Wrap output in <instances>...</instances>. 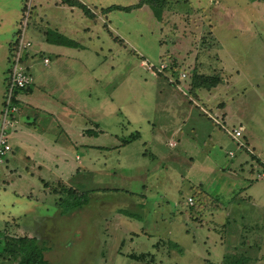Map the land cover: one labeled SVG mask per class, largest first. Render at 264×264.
I'll return each mask as SVG.
<instances>
[{
	"label": "rangeland",
	"instance_id": "1",
	"mask_svg": "<svg viewBox=\"0 0 264 264\" xmlns=\"http://www.w3.org/2000/svg\"><path fill=\"white\" fill-rule=\"evenodd\" d=\"M80 1L96 13L93 19L59 0H0V102L9 73L11 41L23 22V38L32 39L25 64L33 79L32 91L19 102L17 120L9 127L10 152L0 164V237L28 234L40 239L46 246L47 264L224 262L233 242L219 241L226 234L221 224L229 223L226 229L253 223L264 227V177H257L263 163L252 161L240 169L229 158L234 154H225L228 144L235 145L227 130L241 121L245 134L247 130L255 134L261 150L255 153L264 155V0H170L160 20L146 4L101 11L138 0ZM48 29L65 32L83 47L53 44L61 55L45 52L51 62L43 70L45 57L35 56L33 49ZM142 60L154 68L142 66ZM160 63L168 67L158 72ZM180 73L185 76L179 78ZM194 73L218 75L221 81L211 89L192 90ZM28 101L33 107L27 109ZM204 102L214 111L226 104L230 116L217 118L204 108H210ZM20 130L26 139L23 144L17 142ZM135 130L139 131L137 139L105 148ZM26 133L35 138L27 139ZM50 142L65 148L67 174L74 173L65 177V183L51 165L42 167L37 158L42 146ZM172 142L176 145L170 146ZM85 144L105 147L98 150ZM56 154L61 158V153ZM88 157H94V167L83 170ZM251 166L258 169L254 175L248 172ZM217 171L226 182L215 189ZM247 176L250 187L245 184ZM208 179V191L215 190L213 204L224 203L233 216L220 220L214 214L203 219L210 225L208 231L202 227L209 232V241L215 247L222 244L205 250L199 239H193L201 225L198 218H190L195 210L186 201L191 194L195 202L189 184ZM64 187L80 191L70 201L81 194L87 203L61 213L58 203ZM247 196L248 200L243 198ZM239 199L240 204L235 203ZM141 206L148 208L146 218L135 217ZM234 214L245 217L238 220ZM183 219L185 234L180 228ZM18 223L21 230H30L17 232ZM141 226L151 235L136 237L132 232ZM261 226L246 230L244 245L249 246L235 251L249 254L244 264H264ZM132 252L146 256L134 260L128 257ZM0 264L14 262L0 254Z\"/></svg>",
	"mask_w": 264,
	"mask_h": 264
},
{
	"label": "crops",
	"instance_id": "2",
	"mask_svg": "<svg viewBox=\"0 0 264 264\" xmlns=\"http://www.w3.org/2000/svg\"><path fill=\"white\" fill-rule=\"evenodd\" d=\"M59 2L61 3V4H64V3H62L61 2V0H59ZM82 2V1H81ZM217 2V1H216ZM85 4V3H84ZM67 5V4H66ZM86 5V4H85ZM71 7V6H70ZM232 11V10H231ZM94 14H96L95 12H93ZM97 17V16H96ZM34 31V30H33ZM36 31V30H35ZM30 32V31H29ZM111 32V31H110ZM43 33V32H42ZM59 33V32H58ZM63 33H65V32H60V34H63ZM63 35H65L66 37H68L66 34H63ZM68 38H70V37H68ZM16 39V38H15ZM14 39V40H15ZM70 39H72V38H70ZM14 40H12L11 41V43H13L14 42ZM30 40L32 41V39L30 38ZM73 40V39H72ZM10 42V41H9ZM79 43V42H78ZM43 44V45H42ZM59 45V46H65V45H61V44H58V43H52V42H48V41H46L45 40V34L43 35V37L42 38H39V40H38V44H36V46H35V49H33V54L35 55V54H39L40 56H42V58L43 57H48V62L47 63H42V69L43 70H45V68L47 67V64L49 63V62H51V58H50V56L49 55H47L45 52H48L49 51V53H51V54H54L55 55V57H57V56H60L61 54H60V52H58V51H54V49H56V48H54L52 45ZM80 44V43H79ZM81 45V44H80ZM67 47H69V46H67ZM81 47H83L82 45H81ZM75 48H77V47H75ZM57 50V49H56ZM30 56V55H29ZM28 56V57H29ZM36 56V55H35ZM7 60V59H6ZM27 61V60H26ZM50 68L51 69H53L54 68V66L52 65V66H50ZM82 68H83V66H82ZM7 69V68H6ZM40 71V70H39ZM38 74H39V72L36 74V78H37V76H38ZM6 78V77H5ZM7 79V78H6ZM6 79L4 80V84H5V81H6ZM46 81V80H45ZM32 90H31V88L30 89H28V90H25V91H18V93H17V95H16V97H17V105H18V109L20 110V107H19V102H21V100H25L24 99V97H26L30 92H31ZM2 101V100H1ZM204 101V100H203ZM27 101H25V103H26ZM1 103V102H0ZM223 103V102H222ZM203 105L204 104H207L208 105V107H210L209 106V104L208 103H202ZM30 107H33V105H32V103H30V101H28V103L26 104V107L25 108H30ZM216 107H218L217 105H216ZM220 108H217L218 110L217 111H214L211 107L210 108H207L206 106L204 107L206 110H211V111H213V113L214 114H216V117L217 118H220L221 120H223L225 117H228V116H230V110L228 109V106L226 105V104H224L223 103V105L222 106H219ZM26 109V110H27ZM209 110V111H210ZM19 112V111H18ZM218 112H219V114H218ZM26 113H27V111H26ZM18 115V114H17ZM228 115V116H227ZM27 117H28V115H27ZM35 118V117H34ZM34 118H33V120H34ZM16 120H17V116H16ZM30 120H32V119H27V121H26V123H31V121ZM238 123V126L240 125V126H242L243 127V130H242V136L240 137L242 140H240V142L243 144V149H241V148H238V146H237V142L235 141V139H233L230 135V139L232 140V141H234L235 142V145L234 146H231V145H229L228 144V146H223L222 144H221V148H223V147H225L226 148V150H225V154L226 155H228L227 154V152L228 151H232L233 152V154H234V156L233 157H229V155H228V157L229 158H231V159H234V163L233 164H236V167L238 168V167H240V169H242V167L243 166H248V165H250V163L253 161H260V164L262 165V163L264 164V162H261V160H264V155H263V157H260L261 155H262V153L261 152H259V153H261V154H259L258 152L257 153H255V150H258V151H261L260 150V148L258 147V145H257V143H256V141H255V134L254 133H252L251 131H248L247 130V133L245 134V132H246V128L244 127V125L243 124H241L242 122L241 121H238L237 122ZM18 125V124H17ZM236 125V124H235ZM20 126H22V125H20ZM94 127L95 128H98V126L97 125H94ZM232 127H234V126H232ZM17 131V130H16ZM15 131V132H16ZM228 131V130H227ZM15 132H14V134H15ZM21 133V134H20ZM20 133H18V137L19 138H17V142H19L20 144H23L24 142H26V139L24 138V132L22 131V130H20ZM13 134V135H14ZM11 135V134H10ZM26 135H28L27 136V139L28 138H30V137H34L35 138V135L33 134V133H26ZM221 138H219V140H220ZM37 140V142H39V141H41V140H39V139H36ZM169 142H171V141H169ZM168 142V143H169ZM224 142H226L227 143V141H223L222 143H224ZM232 144H233V142H231ZM173 144H175V142L173 143H171L170 144V146H172ZM169 145V144H168ZM176 145V144H175ZM85 146L87 147V148H98V150H101V149H103L102 147H105V145H101V144H94V145H88V144H85ZM238 150H240V151H238ZM57 152H59V153H61V158H59V156H58V154H56ZM65 148L63 147V146H59V144H57V143H54V142H50V145H48V144H46V145H43L42 146V150H41V154H40V156L39 157H37L39 160H40V163H41V165H42V167H45L47 164L48 165H51L52 166V168H53V172H57V173H59V181H61V182H63V183H65V177H67L68 175H73L74 173L72 172V171H70L69 172V174H67V172L70 170V168H69V164L67 163V160H66V158H65ZM152 154V153H151ZM155 154H157V153H153V155L154 156H157V155H155ZM92 158H94V157H88V159H89V163L88 164H84V166H83V170H86V169H92V167H94L93 165H94V161L92 160ZM102 163H105L104 161H102ZM256 170H258V169H256L254 166H251V167H249V169H248V172H249V174H252V175H254V173L256 172ZM78 171V170H77ZM77 171L75 172L76 174H77ZM157 171H155V173H156ZM61 175H63V177L61 176ZM214 176L217 178V180L215 181V182H217L216 184H215V189L218 187V186H220L221 185V183H225L226 182V179L224 178V177H221L222 176V174H220L218 171L214 174ZM0 179L2 180V178L0 177ZM40 180H42L41 178H40ZM248 180H249V176H247L246 178H245V184H247L249 187H250V185H251V183L252 182H248ZM46 182H48V181H43V183H46ZM210 182H211V180L210 179H208V180H206V182H198V184H195V185H193V184H189V186L190 187H192L193 189H194V191H192V195L194 196V200L195 201H198V196H197V194H195L196 193V190L197 189H202L204 192H206V193H208L209 194V200L210 201H208V203L210 204L209 206H208V208H209V210H212V209H214L213 211L214 212H205V211H207L208 209H207V207L206 208H202V209H198V210H200V211H197L196 209H194L195 211H194V214H192V215H190V218L191 219H193V220H196L197 218H198V220L197 221H199V225H201V229H197V232H196V237H195V235H192L193 236V239L194 238H197V240L199 239V244H200V246H203L204 248H205V250L207 249V248H209V249H213V248H219V247H221V245L222 244H219V246L217 247H215V246H213V242H211V241H209L210 240V238H211V236L208 234L209 232H207L210 228H208L210 225H209V223H206V224H204V221H203V219H205L207 216H209V215H218L219 217H222L220 220H222V219H224V218H226V217H228V216H233L228 210H226V208H225V205H224V203L223 204H221V205H217V204H213V202H216V201H213V199H215V196H214V193H215V190H212V191H208V189L210 188ZM193 185V186H192ZM244 185V184H243ZM46 187L48 186V185H45ZM49 187V186H48ZM243 188H246V185L245 186H243V187H241L240 189H238V191H236L235 193L236 194H232L231 196H230V198H229V202H233V200H234V198H235V195H240V193H242L243 191ZM28 195H30L31 196V198H34V196L32 195V192H30ZM188 196H191V194L189 195H187V197ZM243 198H246V200H248L249 198H250V196H247V197H243ZM185 199V198H184ZM204 200V202L205 201H207V199L206 198H204L203 199ZM240 201H242V199H239V200H237L235 203H237V204H240L239 202ZM101 202V201H100ZM102 203V202H101ZM101 203H98L99 204V206H101ZM136 203H138V202H136ZM33 203L31 202V200H30V204L29 205H32ZM220 204V203H219ZM28 205V206H29ZM214 205V206H213ZM27 206V207H28ZM52 206H54V205H52ZM103 206V205H102ZM201 206H203V203H201V205H200V207ZM140 208V212L138 213V211H136L135 212V217H136V215L137 216H141V217H143V218H146L147 217V215H148V208L147 207H145V206H141V207H139ZM28 209V208H27ZM60 214V213H59ZM130 214H133L132 212H130ZM61 215V214H60ZM114 215H116V213L115 214H113L112 216H114ZM180 215V214H179ZM234 215H236V216H238V217H240V218H238V220H241V219H243V217H245L243 214H234ZM20 217V216H19ZM210 217V216H209ZM137 218V217H136ZM183 218V217H182ZM16 219L17 220H20L19 218H17L16 217ZM184 223H181V224H184V225H182L183 227H181L180 226V228H181V231H182V233L183 234H185V233H187L186 231V224H185V219H183L182 220ZM195 222V221H194ZM256 223H253V224H249L247 227H245L244 226V224H242L241 226L239 225V224H237L238 226L236 227V228H231V229H226V227L229 225V223H226V224H221V226H222V228H223V230L225 231V235L224 236H221L220 235V240L219 241H221L222 243L224 242V240L225 239H227V240H229V242H233V245L231 246V248L233 249V250H231L230 252H227L226 253V256H228V255H235V251H236V249L238 248V247H248L249 245H244V243H245V238H246V236H245V231L246 230H250L251 231V229H257V230H260V228H256L254 225H255ZM206 227V228H208L207 229V231L206 230H204V229H202V227ZM20 227V224L18 223L17 224V226L15 227V230H17V232H19L20 233V231H22V233H27L30 229H26L25 231L24 230H21V229H23V228H21ZM120 228V227H119ZM246 228V229H245ZM264 228V227H263ZM262 228V226H261V229H262V231H264V229ZM233 229V230H232ZM232 230V231H231ZM206 232H207V234L208 235H206ZM136 237H138V235L139 234H141V233H148V234H150L151 235V233H150V230L149 229H146L145 230V228L143 227V226H141L140 227V229H138V231H133L132 232ZM166 233H170V229H168V230H166ZM11 236H20V234H10ZM22 235H25V236H28V234H21V236ZM30 237H34V236H32V235H29ZM150 237V236H149ZM148 237V238H149ZM2 237H0V239H1ZM218 238V237H217ZM219 239V238H218ZM37 240H38V242L40 241V239H38L37 238ZM41 243V242H40ZM228 246V245H227ZM245 248H243V250L245 249ZM240 250V249H239ZM238 250V253L240 252L241 254H246V253H243L244 251H242V249L239 251ZM242 251V252H241ZM116 252H117V250H116ZM119 253H120V251H118ZM208 252V251H207ZM237 253V252H236ZM127 254V253H126ZM225 254L223 253V254H221L220 255V258L221 257H223ZM207 258V257H206ZM217 258V257H216ZM220 258H217V259H220ZM208 259V258H207ZM223 259V258H222ZM209 260V259H208ZM209 262H211V260H209Z\"/></svg>",
	"mask_w": 264,
	"mask_h": 264
},
{
	"label": "trees",
	"instance_id": "3",
	"mask_svg": "<svg viewBox=\"0 0 264 264\" xmlns=\"http://www.w3.org/2000/svg\"><path fill=\"white\" fill-rule=\"evenodd\" d=\"M170 0H138L137 3L130 4V5H125V6H119V5H110L108 7L102 8V12H106L112 9H119V10H130L134 7H140L144 4L148 5L152 10L156 18L159 20L161 19V14L166 6V4ZM62 3L67 4L68 6H76L82 10L84 15H86L89 18H94L95 14L90 10L87 5H85L83 2L80 0H61ZM45 40L48 42L52 43H58L61 45L65 46H71V47H81V45L75 41L72 40L68 37H66L63 34H60L58 32L54 33V31H50L48 29L45 31ZM119 40V39H118ZM14 46V45H13ZM173 67V66H169ZM10 70V67H8V71ZM221 81V78L218 75H205V74H198L194 73L192 75L190 85L191 89L193 90L194 88H206V89H211L215 87L219 82ZM29 88L22 89L20 91H25L28 90ZM6 90V86H5ZM4 90V91H5ZM19 90H15L14 96L12 98V102L17 104V93ZM4 95V94H3ZM3 102V101H2ZM1 110V109H0ZM139 137V131L135 130L129 133L126 137L120 139L119 143L117 145L113 146H108L105 148H118L121 147L122 145H126L133 140L137 139ZM145 153V152H143ZM64 191H62V195L60 196L59 199V205H61L60 212L67 213V208H74L80 207L84 204L87 203V198L85 196H82L81 194L77 195L76 199L74 201H70V199L73 196H76L80 191L77 188H72V187H64ZM197 196H198V201H195L191 207L193 209H196L197 211L199 208H206L209 210L208 206L210 205L208 203L209 201V194L204 192L202 189H197ZM201 192V193H200ZM204 198L207 199V201L204 202ZM201 203H203V206L200 207ZM214 206V205H213ZM69 209V210H70ZM256 228H259L261 224H255L254 225ZM0 254H5L9 257V259L14 262V264H47V260L45 258V252H46V246L41 244L40 242L37 241L35 237H30V236H7V237H2L0 239ZM244 253V252H243ZM144 256L146 254L144 253H129L128 257L134 259V260H144ZM230 256V255H228ZM226 256L225 259H227V262L221 261L220 263H210V264H244L246 263L247 257H249V254H241V253H235V255H231L230 257ZM239 257V258H238ZM232 258H237L236 261L234 262Z\"/></svg>",
	"mask_w": 264,
	"mask_h": 264
},
{
	"label": "built area",
	"instance_id": "4",
	"mask_svg": "<svg viewBox=\"0 0 264 264\" xmlns=\"http://www.w3.org/2000/svg\"><path fill=\"white\" fill-rule=\"evenodd\" d=\"M25 23L23 22V28L19 31L18 36L13 42V49H11V59H10V70L8 73L7 81L5 83L6 90L3 95V102L1 110H0V164L4 162L6 155L10 152V144H9V135L10 130L9 127L12 126L16 122V115L18 113L17 104L12 102V98L14 96L15 90H22L29 88L33 79L31 73L27 70L26 60L28 57V47L31 45L30 40L23 38L22 33L25 32ZM43 62L47 63L48 58H43ZM141 65L147 68L153 69L154 65L152 63L146 62L145 60L141 61ZM168 67V65L164 63H160L157 71L160 72L164 68ZM185 76L184 73H180L179 78H183ZM243 130L242 126L231 127L228 129V134L235 139L237 142L238 148H242L243 144L240 142L239 137L241 136V132ZM230 156L233 155L232 151H229ZM264 165V164H263ZM257 177H264V166L263 171L257 174ZM188 206L193 204V199L191 196L187 197L186 201Z\"/></svg>",
	"mask_w": 264,
	"mask_h": 264
}]
</instances>
